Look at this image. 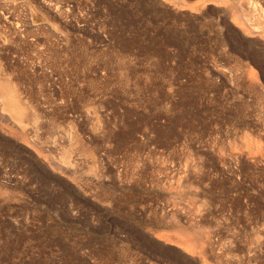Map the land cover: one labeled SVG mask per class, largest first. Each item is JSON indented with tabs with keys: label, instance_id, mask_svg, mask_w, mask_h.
Returning <instances> with one entry per match:
<instances>
[{
	"label": "rangeland",
	"instance_id": "rangeland-1",
	"mask_svg": "<svg viewBox=\"0 0 264 264\" xmlns=\"http://www.w3.org/2000/svg\"><path fill=\"white\" fill-rule=\"evenodd\" d=\"M0 80V264H264V0H0Z\"/></svg>",
	"mask_w": 264,
	"mask_h": 264
},
{
	"label": "bare ground",
	"instance_id": "bare-ground-1",
	"mask_svg": "<svg viewBox=\"0 0 264 264\" xmlns=\"http://www.w3.org/2000/svg\"><path fill=\"white\" fill-rule=\"evenodd\" d=\"M5 80V79H4ZM1 81V80H0ZM6 81V80H5ZM10 81L9 78L7 79V82ZM4 82V81H3ZM2 82V83H3ZM6 82V83H7ZM12 82V81H11ZM0 83V96L2 98V102H3V106L5 105L7 107V109L9 108L11 110V112L13 111V114L15 113L17 120L21 119V117L23 118L26 113L25 110H27V108L25 107V105H27L26 103H24V107L22 106V104L19 102V100L21 99L19 96L16 97L14 92L11 90V88L13 89V86L11 87L10 83V87L8 86H4L6 85L5 82L2 84ZM16 89V88H15ZM18 91V90H17ZM16 92V91H15ZM17 93V92H16ZM19 93V91H18ZM20 98V99H18ZM23 102V101H21ZM4 106V107H5ZM5 107V108H6ZM26 108V109H25ZM9 112V110H7ZM28 112V111H27ZM10 113V112H9ZM14 115V116H15Z\"/></svg>",
	"mask_w": 264,
	"mask_h": 264
}]
</instances>
